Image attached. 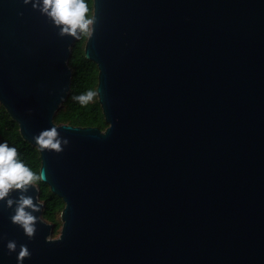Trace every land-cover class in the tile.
<instances>
[{
    "label": "water",
    "instance_id": "water-1",
    "mask_svg": "<svg viewBox=\"0 0 264 264\" xmlns=\"http://www.w3.org/2000/svg\"><path fill=\"white\" fill-rule=\"evenodd\" d=\"M92 18L103 130L54 122L77 39L0 0V103L64 202L54 238L30 188L32 239L0 202V264L21 245L22 264H264V0H93ZM51 127L60 153L33 139Z\"/></svg>",
    "mask_w": 264,
    "mask_h": 264
},
{
    "label": "clouds",
    "instance_id": "clouds-1",
    "mask_svg": "<svg viewBox=\"0 0 264 264\" xmlns=\"http://www.w3.org/2000/svg\"><path fill=\"white\" fill-rule=\"evenodd\" d=\"M25 5L31 3L33 9L46 16L57 28L60 36H70L79 39L81 35H91L94 19L89 15L87 0H23ZM22 15V14H21ZM96 93L88 91L76 96L74 99L81 105H87L94 100ZM35 144L40 151H55L60 153L68 145L67 138L60 136L58 129L51 127L42 130L34 136ZM44 170L34 172L19 158L15 147H10L7 142L0 143V202H6L8 208H14L11 220L21 227L25 235L32 239L36 233L37 217L33 214L40 211V206L34 202L32 196L26 195L30 188L40 181H46ZM18 192V199L12 198V193ZM9 252L17 248L15 241L7 243ZM31 253L26 245L20 246L18 264L29 258Z\"/></svg>",
    "mask_w": 264,
    "mask_h": 264
},
{
    "label": "trees",
    "instance_id": "trees-1",
    "mask_svg": "<svg viewBox=\"0 0 264 264\" xmlns=\"http://www.w3.org/2000/svg\"><path fill=\"white\" fill-rule=\"evenodd\" d=\"M89 15L92 17L93 0H87ZM88 34L81 35L71 47V55L68 58V65L71 68L70 90L66 99L54 114L56 124H70L74 126H93L101 130L105 129V122L102 108L98 102L97 94L92 102L81 105L74 98L88 91L96 93L98 68L96 64L85 57L84 45ZM7 142L10 147H15L19 158L34 172H39L41 160L38 149L25 141L19 131V126L14 121L3 105L0 103V143ZM39 189V200L43 203L41 217L49 223L54 224L52 236L60 232L62 221L60 213L64 207L63 200L53 194L49 186L40 181L37 184Z\"/></svg>",
    "mask_w": 264,
    "mask_h": 264
},
{
    "label": "rangeland",
    "instance_id": "rangeland-1",
    "mask_svg": "<svg viewBox=\"0 0 264 264\" xmlns=\"http://www.w3.org/2000/svg\"><path fill=\"white\" fill-rule=\"evenodd\" d=\"M59 233H60V232H59ZM59 233H57V234L54 236V238L57 237V236L59 235Z\"/></svg>",
    "mask_w": 264,
    "mask_h": 264
}]
</instances>
